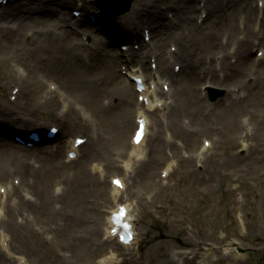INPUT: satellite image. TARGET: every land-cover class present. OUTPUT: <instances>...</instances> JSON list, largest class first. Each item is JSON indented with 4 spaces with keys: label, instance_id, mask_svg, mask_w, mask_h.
Listing matches in <instances>:
<instances>
[{
    "label": "rangeland",
    "instance_id": "rangeland-1",
    "mask_svg": "<svg viewBox=\"0 0 264 264\" xmlns=\"http://www.w3.org/2000/svg\"><path fill=\"white\" fill-rule=\"evenodd\" d=\"M81 1L83 5L79 6ZM74 2L8 0L0 5V137H4L0 140V166L4 165L3 156L13 157L12 151L21 149L13 142L15 133L20 131L13 122L24 124V129H28L20 132L22 135L46 124L45 128L59 127L52 120L57 112H51L54 108L50 106L49 86L63 94L67 98L65 105L74 110L73 121L70 120L72 126L69 127L66 120L67 127L58 142L66 139L65 135L86 140L78 161L69 165L71 167L53 173L46 181L27 178L35 192L29 189L30 193L26 192L11 174L22 165H17L23 159L18 154L15 156L19 158L6 164L5 174L0 169L1 191L6 187L17 188L16 194L8 193L3 200L0 196V207L1 202L4 204L0 208V232L5 237L7 249H2L0 244V264H19V258L26 264H101L102 259L112 254L117 264H264V224L246 216L249 213L246 198L238 185V181L253 185L256 173L264 178V127L259 130L253 123L256 116L251 120L245 116L242 119L245 123L237 122L243 130L240 127V132L231 136L237 146L232 149L228 135L230 127L221 126L222 130L219 124L216 126L218 115L241 117L251 110L248 106L257 103L256 99H262L259 93L264 92V82H261L264 65L255 57L257 50H264V39L261 40L264 36V0L262 6L257 0H135L127 14L115 18L102 16L106 13L98 4H93V0ZM15 4L18 5L16 10L5 9ZM136 7L138 11L134 14ZM81 9L85 16L79 21L72 12ZM92 16L97 20H91ZM142 19L146 23L144 26L136 23ZM162 22H165L162 25L165 31H157L156 26H151ZM8 32L11 34L7 35ZM146 32H152V37ZM212 36L215 38L210 46ZM122 38L129 43L133 39L136 47L141 45L140 50L135 51L137 55L121 52L118 45L123 42L115 43L113 39ZM251 40L256 41L255 44ZM160 42L163 49L165 47L163 53H159L163 56L152 63V49ZM251 44L255 47L248 52ZM147 50L146 56L138 59ZM187 52L190 53L188 58L195 62L193 77L197 78L196 74L201 70L205 73L198 80L189 82L193 74H187L188 69L183 83L178 78L179 88L175 77L172 79L173 88H177L171 93L172 101L170 95H164L165 105L160 110L140 109L149 121L144 145L146 158L140 164L133 162L126 171L118 161L126 158L138 107L135 96L132 94L133 99L130 98V84L121 68L135 65L141 68L146 79L154 75L163 84L171 80L165 68L168 66L174 73V66L180 67L174 63L177 62L174 59L176 53L182 66L186 63ZM234 52L243 54L244 61L231 58ZM169 53H173L170 59ZM115 58L114 68L109 72L106 69ZM140 60L147 61L142 63ZM212 66L218 75L228 78L227 83L233 85L223 88L224 93L227 90L226 96L210 105L202 96L203 86L209 84L221 88L210 79ZM6 67L10 76L18 69L23 71L15 75L16 83H11L9 88L5 87L9 79L5 77ZM248 68L249 77L232 80L237 71L240 70L237 75L247 74ZM79 72L85 73V79L90 81L86 89L74 82ZM109 74L111 79H108ZM243 82L247 84L245 87ZM164 87L168 90L167 85ZM191 93L197 97L191 98ZM100 97H103L101 102ZM22 108L29 112L27 116ZM123 115L127 127L122 129L119 122ZM9 116L13 117L12 122H8ZM38 117L43 122L40 126L33 124V119ZM45 118L54 123L49 124ZM201 123L215 127L203 128ZM174 125L177 126L172 130ZM118 128L121 131L117 136L114 130ZM96 129L100 134L93 131ZM185 131L191 134L185 133L183 138L181 135ZM95 135L100 138L98 144H93ZM205 143L209 146L205 147ZM103 144L101 153H97L94 149ZM243 145L248 148L247 152ZM42 156L46 153L38 159L24 154V158L35 160L34 166L38 169L47 167L41 163ZM62 157L64 159V155ZM59 161H62L60 156ZM93 164L102 168V177L91 170ZM182 169L189 176L193 174L192 183L181 181L184 180ZM219 173L227 178L221 179ZM215 174V180L208 187L213 191V211L200 225L196 220L200 211L191 196L179 210L169 209L164 202V187L172 191L180 185L188 192L201 191L208 186L205 181ZM112 177L120 178L126 184L117 205L130 207L135 247H123L105 236L110 208H115L109 201ZM55 189L60 192L56 193ZM19 199L24 201L19 202ZM176 200L180 203L177 197ZM224 207L227 210L220 212L219 208ZM58 209L65 210L70 219L51 213ZM183 219L182 224L171 229L174 222ZM228 245L237 250L225 251ZM205 246L210 247V251L202 262ZM227 252L244 256L234 260Z\"/></svg>",
    "mask_w": 264,
    "mask_h": 264
},
{
    "label": "bare ground",
    "instance_id": "bare-ground-1",
    "mask_svg": "<svg viewBox=\"0 0 264 264\" xmlns=\"http://www.w3.org/2000/svg\"><path fill=\"white\" fill-rule=\"evenodd\" d=\"M80 0H75L74 3L77 4V2H79ZM186 2H189L190 0H184ZM258 3H262L263 0H257ZM73 3V4H74ZM83 2L81 1V4L79 6H82ZM17 4L15 5H11V6H8L7 9L8 11H13V9H17ZM72 7V6H71ZM137 11H138V7L135 8V12L134 14H137ZM11 13V12H9ZM81 16L80 18H83L84 17V12H80ZM153 15H156L155 12H153ZM140 17H141V13H140ZM219 17V16H218ZM78 18V20L80 21L81 19ZM220 18V17H219ZM135 20H137V17L134 18ZM140 19V18H139ZM135 22V21H134ZM136 23H140L142 24L143 26L146 25V23L144 22V20H140L139 22L136 21ZM165 24V22H162L161 24L160 23H157V24H152L150 23L151 26H156V28L158 29L157 31H165L164 30V27H162V25ZM154 29V27L152 28ZM153 32V31H152ZM11 33L8 32L7 35H9ZM214 35V34H213ZM215 37L212 36L211 37V40L210 42H212V40L214 39ZM124 39H120V41H123ZM256 41H253L251 40V43L255 44ZM159 50L163 47V43H159ZM178 44V43H177ZM251 44L249 46V51H251L255 45ZM177 46V45H176ZM205 46L207 47L208 44L206 43ZM210 46H213V42L210 44ZM205 48V47H204ZM165 49V47H164ZM70 51L72 53H74V51L72 49H70ZM247 51V48L244 50V52ZM129 52V51H128ZM158 52V51H157ZM154 53L152 54V58L154 60H156L158 58V53ZM259 55H258V59L259 61H262L263 60V57H264V50H261L259 51ZM241 53V52H240ZM131 54H135V50L134 48L131 47ZM189 56V53L187 52L184 56L185 58V62H186V65L184 67V71L189 69L190 71L193 70V66L195 64V62L191 59H187V57ZM8 58H12L13 55H7ZM235 58V56H232ZM243 58V54L242 55H239V60H241ZM17 59V58H16ZM114 61L115 60H112L111 61V69L114 67L113 64H114ZM264 62V61H262ZM22 66V65H21ZM108 70L110 71L109 67H108ZM249 68L246 70L248 71ZM134 71V69H133ZM23 71L18 69L16 72H13V74L10 76V71L8 70V67L5 68V77L6 78H9L7 83H6V88H9V85L11 83H16L14 77L15 75H20ZM36 73V72H35ZM34 73V74H35ZM184 72H182L181 74L183 75ZM237 74H240V70L236 72ZM236 74V75H237ZM131 75H137V74H131ZM244 76H248V74L245 73ZM87 76L85 73H83V75L81 74V72H79V74L76 76V79H75V84L78 86V87H81L82 89H86L87 88V85L90 84V81L85 79ZM137 77H142V72L139 71L138 72V76ZM239 77H234L232 78L233 79H238ZM89 79H90V76H89ZM108 79H111L110 76H108ZM84 80L86 82H84ZM91 80V79H90ZM155 76H153L152 78H150V80L147 82L148 86H149V89L142 93L141 96L146 98L147 99V102H146V109L147 110H151L153 109L155 106H162V104L159 103L160 99L158 96L160 95H165L163 92H160L158 95L156 94L157 92V87H156V82H155ZM224 79H222V86L223 87H228L230 86L229 84H227V81L223 82ZM165 85V84H164ZM233 85V84H232ZM85 86V87H84ZM245 86V85H243ZM152 87V88H151ZM131 88V86H130ZM179 88V87H178ZM188 88L191 89L190 87V84L188 85ZM187 88V90H188ZM173 89V88H172ZM51 90V89H50ZM132 90V89H131ZM19 92L22 93V88L20 87L19 89ZM19 93V95H20ZM49 93H47L48 95ZM260 94V97H262L261 100H258L256 99L257 103L253 106H248L251 108V110H249L246 114L242 115L241 117H235V118H229L227 117L226 115L222 116V115H218L217 117V120L218 122L216 123V126L217 124H219V127L220 129H222L221 126H226L228 125L230 127V133H228L229 137H230V140H231V146H232V149H236V144L234 143L235 140H232L231 139V136L232 135H235L237 134L238 132H240L239 128L242 126L240 123V127L238 126L237 122H241V123H245L246 121H242V119L246 116L248 119L251 120L252 117L256 116V120L253 122L254 124H257L258 125V129L260 130L262 127H264V92L262 93H259ZM51 104L50 105L51 107H53V111L51 110V112H57V114L55 116H52V120L57 122L56 124L58 126L61 127L60 130H64L65 131V127H67V123H66V120L68 122V126L71 127V123L73 121V115L71 116V114H74V110L73 108L70 106H66L64 101H66V98L64 96H58L56 93H53V90H51ZM54 96L57 98L55 99ZM190 97L191 98H196L197 95H194L193 93L190 94ZM39 105L37 104V107ZM61 106V107H60ZM23 109V108H22ZM23 111L26 113V116L29 112L25 111L23 109ZM261 111V112H260ZM258 112H260L259 114H257ZM32 114V113H31ZM138 114V112L136 113V115ZM21 115V114H20ZM17 117H20V116H17ZM10 120L8 122H12L13 121V117H10ZM137 118H144V116L142 115V113H139ZM46 121L49 123V124H52L54 123L50 118H45ZM124 119H125V115L122 116L119 124L120 126H122V129L123 127H127L124 123ZM145 119V118H144ZM72 120V121H70ZM146 120V119H145ZM33 124H42L43 122H41L39 120V117L38 118H35L33 119ZM70 121V122H69ZM122 122V123H121ZM74 123V122H73ZM13 124L15 125L14 127L16 128H19V130H22L23 129V124H17V123H14ZM75 124V123H74ZM149 123L146 121V134H147V125ZM177 125H174L173 129L174 130L176 128ZM201 127L203 128H210V127H215V125H209V124H204V123H201ZM121 128H118V129H115L114 130V133L118 136V134L120 133V130ZM223 130V129H222ZM241 130H243V128L241 127ZM98 132V131H97ZM191 134V132L189 131H185L184 133H182V137L184 138V136L186 134ZM218 133H221L219 130H218ZM146 134L144 135L143 139L141 140V142L138 144V145H133L132 142L129 143V147H128V150H127V153H126V158L123 159V160H120L118 162L122 163L123 165V168L127 171V170H130V167H131V164L133 162H137L138 164H140L141 162H143L146 158V154H145V150H144V143H145V138H146ZM247 136V135H246ZM60 137V132L56 135L55 138H58ZM188 137V136H187ZM254 138V137H252ZM99 142H97L96 144H98ZM65 145L67 148V150H70V149H74L75 148V139L74 140H68L65 142ZM104 148V144L99 147V148H95L94 150H97V153H101V150ZM243 148L246 150V152L248 151V148L246 147V145H243ZM45 148H41L39 150H41V152L44 150ZM37 150V152L39 151ZM126 151V150H125ZM79 152V150H76V154ZM18 154L20 156V158H22V155L20 153H14L13 157H9L8 156H3V159H2V162L4 165H1L0 166V169H1V173L5 174V170L7 169V166L6 164H10V161H14L16 158H19L18 156L16 157L15 155ZM199 162V161H198ZM33 163H35V161L31 162L30 159H29V162L28 160H25L23 161V159L19 160L17 162V165H21L20 167H18L17 169L18 170H13L11 172L12 175L16 176V178L19 180V183H20V187H23V189L26 191V192H29V190H31L32 192H35L32 188H31V182L27 181V178L28 177H31V180L32 179H35V180H43V181H46L48 180L52 175L53 173H58L61 169H63L64 166H66L67 164L63 163V164H59L58 161L52 157V155H48V156H42L41 158V163L44 164V165H47V167H40L39 169H34L33 168ZM188 163H190V160L188 161ZM12 164V163H11ZM36 164V163H35ZM13 165V164H12ZM101 167H98V166H93L92 167V171L93 172H98L100 173V177L103 176V173H101V170L99 169ZM183 170V176L182 178L184 180H181L182 182L183 181H186V182H189V183H192L193 181V174L192 175H188L184 169ZM191 174V173H189ZM215 177H216V174L215 175H212L210 178H208L205 182L208 184L207 188H205L204 190H194L193 192H188L186 189H183L180 185H176L174 187V189L171 191L168 187H164V189H162V193H163V199H165V203L167 204L168 208L171 209V210H179L182 206V204L187 201L188 197L191 196L192 200L194 201V203L196 204V207L198 208V210L200 211L199 214H197V217H196V220H197V224L200 225L204 220H207L208 219V216L210 215V213L213 211L212 209V202L214 200V196H213V191L208 189V187L211 185V183L213 182V180H215ZM219 177L221 179H226L227 178V175L225 174H220L219 173ZM15 178V179H16ZM115 178V177H113ZM111 178L110 179V182L111 180L113 179ZM228 181V180H227ZM33 183V182H32ZM34 185H38V184H35L33 183ZM238 185H239V191L243 194L244 198H246V208L248 210L249 213H246V216H250L254 219H256V221L262 225V223L264 224V178H263V175H261L260 173H256L255 176H254V183L253 185H249L247 184L245 181H238ZM2 188V187H0ZM162 188V187H161ZM126 190V184L123 180H121V188H117L115 186H113L111 184V189H110V194H111V199L109 198V201L110 203L116 207L117 205V202L120 200V196L121 194ZM55 192L56 193H59L60 190L59 189H55ZM8 193H13V194H16L17 193V188L16 187H11V190H10V187H6L3 189V193L2 195H0L2 197V200L4 199V197L8 194ZM25 197H27V195L25 194ZM176 197L180 200V203H177V200H176ZM57 199H59L58 197H55ZM21 201H24L23 199H19V202ZM31 199L29 200V205L31 204ZM18 202V203H19ZM47 203L45 202V205ZM1 206L4 207V204L1 202ZM125 208H126V216H125V221L127 223H132L133 222V219L131 218L130 214H129V205H123ZM2 207H0L2 209ZM120 207V206H117L116 208H114L112 210V208H110V214H109V217L110 215L113 213H116L117 212V208ZM43 209H47V207H44ZM208 211V213H206V211ZM226 207H224V209H221L219 208V211L220 212H224L226 211ZM1 213L2 211L0 210V216H1ZM51 213H54V214H59L60 216H64L65 218H69L70 217L65 213V210H60L58 209L57 211H54V212H51ZM185 219H183L181 222L177 223V222H174L170 227L171 229H176L177 226L176 225H179L180 223L182 224L184 222ZM264 226V225H262ZM113 228L112 224L107 220V224H106V228H105V236H106V239L108 240H114V235H111L109 232L110 230ZM194 228V227H193ZM195 229V228H194ZM164 237H166L165 234H163ZM168 237V236H167ZM166 237V238H167ZM135 239H133L132 241H134ZM118 242V240H117ZM119 244H121L120 242H118ZM0 244H1V247L2 249H6V246H5V237L3 235L2 232H0ZM122 246H125L124 244H121ZM136 243H129L126 247L129 248L130 246L132 247H135ZM234 245V244H233ZM209 248L208 246H205L204 247V253L202 254V262L205 261V258L206 256L209 255ZM231 248L232 251H236V248H234L232 245H228L227 248L225 249V251H228L229 249ZM227 253H230V252H227ZM229 256H231L232 259L234 260H238V259H242L243 258V254H232L230 253ZM115 256L112 254L111 256L105 258L104 260L101 261L102 264H117L115 263ZM117 262V261H116ZM18 263L19 264H25L23 259H18ZM208 264H212V262H209Z\"/></svg>",
    "mask_w": 264,
    "mask_h": 264
},
{
    "label": "water",
    "instance_id": "water-1",
    "mask_svg": "<svg viewBox=\"0 0 264 264\" xmlns=\"http://www.w3.org/2000/svg\"><path fill=\"white\" fill-rule=\"evenodd\" d=\"M112 1L117 2V0H112ZM120 1H121L122 6H123V12H124L128 9V6L132 0H120Z\"/></svg>",
    "mask_w": 264,
    "mask_h": 264
},
{
    "label": "snow or ice",
    "instance_id": "snow-or-ice-1",
    "mask_svg": "<svg viewBox=\"0 0 264 264\" xmlns=\"http://www.w3.org/2000/svg\"><path fill=\"white\" fill-rule=\"evenodd\" d=\"M115 183H117V185L119 186V181H116Z\"/></svg>",
    "mask_w": 264,
    "mask_h": 264
}]
</instances>
